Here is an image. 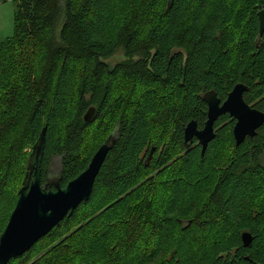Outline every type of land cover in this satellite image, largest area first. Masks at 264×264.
Returning <instances> with one entry per match:
<instances>
[{
	"label": "trees",
	"instance_id": "trees-1",
	"mask_svg": "<svg viewBox=\"0 0 264 264\" xmlns=\"http://www.w3.org/2000/svg\"><path fill=\"white\" fill-rule=\"evenodd\" d=\"M14 2L0 42V234L43 127L48 189L53 156L65 186L115 142L89 199L7 264H264V124L235 146L225 114L202 156L196 139L183 143L184 126L206 120V91L223 101L244 83L245 102L264 112V0ZM118 49L124 59L105 62ZM227 136V164L184 205L189 177L210 169Z\"/></svg>",
	"mask_w": 264,
	"mask_h": 264
},
{
	"label": "water",
	"instance_id": "water-1",
	"mask_svg": "<svg viewBox=\"0 0 264 264\" xmlns=\"http://www.w3.org/2000/svg\"><path fill=\"white\" fill-rule=\"evenodd\" d=\"M172 2L173 0H166L167 7ZM257 16L258 36L261 37L264 32V8L258 10ZM246 91L245 84L237 83L223 101L217 97L214 90L206 91L202 96L207 106L206 120L201 128H198L195 120L184 126L185 148L196 139L202 156L208 143L216 136L215 121L225 114L235 121L232 128L235 146L242 144L246 138H253L258 128L264 124V112L245 102L243 95ZM94 113L95 108L89 107L83 115V120L88 122ZM45 128L41 129L32 147L16 204L0 234V264H7L11 259L22 256L82 202L89 199L96 176L115 142V137H109L97 148L80 174L68 181L65 186H61L57 178L51 183L53 188L48 189L47 185H42L40 181ZM240 238L243 246L251 245L253 237L250 232H242Z\"/></svg>",
	"mask_w": 264,
	"mask_h": 264
},
{
	"label": "rangeland",
	"instance_id": "rangeland-1",
	"mask_svg": "<svg viewBox=\"0 0 264 264\" xmlns=\"http://www.w3.org/2000/svg\"><path fill=\"white\" fill-rule=\"evenodd\" d=\"M14 12H15L14 0H6L5 2L0 3V42L3 41L5 38L11 36L13 33ZM123 59H124L123 52L121 49H118L113 56L105 59V62L109 64H114L117 61ZM231 145L232 142L230 137L228 136L225 139L218 140V142L216 143V148L218 147V150H221L220 153L221 157L218 158V156H216L215 152L213 151L214 157H211L210 160L208 161L210 169L207 171L204 170L202 171V173H200L199 169L194 170L192 176L189 177V187L187 190L186 198L184 200V205H187V202L190 201L189 197L192 195L190 193H191V186L193 184L200 185L201 187L205 184L210 183L213 179V178L210 179V176L213 175L214 177L215 174L217 173V170L227 164L229 158L226 154L231 151ZM30 150H32V148ZM26 151H29V149H26ZM263 158H264V153H263ZM211 167L215 168V170L212 169ZM60 168H61L60 158L57 155H55L51 159L49 174L47 177L48 182L52 183L54 180H56L59 177ZM195 180L197 181L195 182Z\"/></svg>",
	"mask_w": 264,
	"mask_h": 264
},
{
	"label": "crops",
	"instance_id": "crops-1",
	"mask_svg": "<svg viewBox=\"0 0 264 264\" xmlns=\"http://www.w3.org/2000/svg\"><path fill=\"white\" fill-rule=\"evenodd\" d=\"M6 0H2V1H0V3H2V2H5Z\"/></svg>",
	"mask_w": 264,
	"mask_h": 264
},
{
	"label": "bare ground",
	"instance_id": "bare-ground-1",
	"mask_svg": "<svg viewBox=\"0 0 264 264\" xmlns=\"http://www.w3.org/2000/svg\"><path fill=\"white\" fill-rule=\"evenodd\" d=\"M244 84V83H243ZM247 139V138H246Z\"/></svg>",
	"mask_w": 264,
	"mask_h": 264
}]
</instances>
